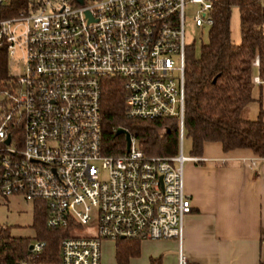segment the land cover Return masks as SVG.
<instances>
[{"label": "built area", "instance_id": "built-area-1", "mask_svg": "<svg viewBox=\"0 0 264 264\" xmlns=\"http://www.w3.org/2000/svg\"><path fill=\"white\" fill-rule=\"evenodd\" d=\"M15 1L0 0V197L42 204L47 228L72 224L58 264H100L102 241L119 239H173L177 264H191L182 163L202 159L181 152L185 10L209 28L210 0ZM106 78L120 80L127 117L177 120L176 155L145 156L130 134L123 154L103 153ZM43 248L30 240L18 264H41Z\"/></svg>", "mask_w": 264, "mask_h": 264}, {"label": "trees", "instance_id": "trees-1", "mask_svg": "<svg viewBox=\"0 0 264 264\" xmlns=\"http://www.w3.org/2000/svg\"><path fill=\"white\" fill-rule=\"evenodd\" d=\"M15 0L13 5L15 6ZM212 24L208 41L194 57L186 48L184 68V113L182 138L189 139L190 156H200L205 142H218L224 152L247 148L264 157V121L261 109L254 119L242 116L256 99L252 95L253 77L264 82V5L261 0H210ZM12 11H15L14 8ZM17 6V5H16ZM236 7L240 41L229 38V16ZM257 62L256 67L254 62ZM6 56L0 51V79L6 76ZM259 103V99H257ZM101 145L105 155L125 151V129L137 142L145 156L170 157L178 152V125L175 118L133 119L125 115L123 90L118 78L102 82L100 98ZM32 227L35 238L44 242L35 260L41 264H58L59 242L70 235L72 224L47 228L45 211L34 204ZM29 238L11 236L0 226V264H18L28 256ZM139 255V241L119 239L114 245L115 264H128ZM149 264H160L151 258Z\"/></svg>", "mask_w": 264, "mask_h": 264}, {"label": "crops", "instance_id": "crops-1", "mask_svg": "<svg viewBox=\"0 0 264 264\" xmlns=\"http://www.w3.org/2000/svg\"><path fill=\"white\" fill-rule=\"evenodd\" d=\"M252 95L256 100L246 107L245 117L256 118L260 108L264 121V82H254ZM198 157L201 164L187 162L182 168L191 203L183 221L182 251L187 261L264 264V157L247 148L224 152L218 142H205ZM176 249L173 239L141 240L139 255L128 264H149L151 258L177 264ZM112 259L115 264L114 248Z\"/></svg>", "mask_w": 264, "mask_h": 264}, {"label": "rangeland", "instance_id": "rangeland-1", "mask_svg": "<svg viewBox=\"0 0 264 264\" xmlns=\"http://www.w3.org/2000/svg\"><path fill=\"white\" fill-rule=\"evenodd\" d=\"M264 5V0H261ZM195 7L189 6L185 10V24H184V39L187 48L192 49L194 57L199 54L200 46L208 41V28L199 30L194 26L191 17L194 14ZM229 38L231 42L238 43L240 41L239 34V18L236 7H232L229 16ZM11 72H16V67H10ZM242 116H247L243 111ZM190 142L187 138H182L181 152L183 156H190L189 153ZM199 165L200 163L193 161H184ZM34 204L29 201H24L19 196H10L8 198L0 197V226L7 227L11 236L25 237L30 240L35 239V230L32 227ZM84 232V227L80 231ZM115 241H102L100 246L101 264H113L112 254Z\"/></svg>", "mask_w": 264, "mask_h": 264}, {"label": "water", "instance_id": "water-1", "mask_svg": "<svg viewBox=\"0 0 264 264\" xmlns=\"http://www.w3.org/2000/svg\"><path fill=\"white\" fill-rule=\"evenodd\" d=\"M80 1V0H78ZM115 134H122L124 135V141H125V151L128 150V147H129V133L123 129V128H117L116 131H115Z\"/></svg>", "mask_w": 264, "mask_h": 264}]
</instances>
